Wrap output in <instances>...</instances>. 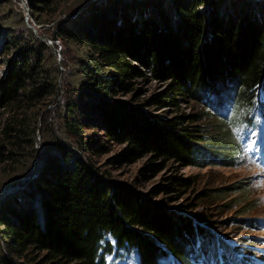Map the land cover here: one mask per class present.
I'll list each match as a JSON object with an SVG mask.
<instances>
[{
    "label": "trees",
    "instance_id": "obj_1",
    "mask_svg": "<svg viewBox=\"0 0 264 264\" xmlns=\"http://www.w3.org/2000/svg\"><path fill=\"white\" fill-rule=\"evenodd\" d=\"M58 1L29 0L30 12ZM69 16L52 39L81 49L77 79L66 87L52 124L48 112L40 115L48 150L43 165L0 197V264H104L112 250L107 236L117 249H136L140 264H159L169 254L188 263L190 254L210 253L215 236L199 227L208 218L204 211L189 217L178 207L197 205L168 209L148 195L192 187L191 177L171 171L173 163L229 165V152L237 146L230 131H219L226 130V121L213 122L220 126L214 134L195 128L196 114L163 117L142 107L153 101L164 108L207 96L216 106L232 102V120L248 117L253 106L264 110V99L258 101L260 89L264 94V2L90 0ZM29 34H8L15 51L5 46L6 68L0 76V166L28 160L23 174L40 160L35 121L39 108L55 94L59 71L48 65L51 48ZM136 63L161 80L163 90L136 104L113 99L135 90L133 80L145 77ZM97 127L106 143L123 145L112 162L146 157L140 170L144 179L164 172L147 196L111 180L90 159L105 149L85 137L86 129ZM221 190L200 191L196 197L216 198Z\"/></svg>",
    "mask_w": 264,
    "mask_h": 264
},
{
    "label": "rangeland",
    "instance_id": "obj_2",
    "mask_svg": "<svg viewBox=\"0 0 264 264\" xmlns=\"http://www.w3.org/2000/svg\"><path fill=\"white\" fill-rule=\"evenodd\" d=\"M90 0H59L57 5H51L44 10H35L30 12L29 0H0V76L3 74L6 63L4 54L5 46L10 47V52L15 48L9 43L8 34L29 37L33 33L38 39L44 40L51 48L53 58L48 61V65L57 68V89L55 94L46 104L41 106L39 116L36 118V132L34 148L39 152V162L33 160L31 170L23 174V169L28 166V160L21 158L16 164L0 166V197L18 189L24 180L30 179L36 167L44 163V158L48 152L45 147L46 136L44 134L45 125L40 117L43 112L46 115L49 124L55 120L56 107L66 94V87L77 79L78 72L77 60L82 55L81 49L77 45L64 40L52 39L53 32L61 21H66L70 13H78L84 8ZM130 1V0H129ZM145 1V0H131ZM264 2V0H255ZM40 5H43L39 2ZM8 38V39H7ZM9 56V54H6ZM145 73V77L135 78V90L129 93H120L113 99L136 104L142 99H152L164 88L161 80L153 78L147 70L136 63ZM207 97V96H206ZM200 98L199 100L184 98L178 100L177 105H168L164 108L157 107L153 101L142 107L157 113L163 117H171L178 114H196L199 120L194 122L196 129L208 131L209 133H218L219 131L229 133V123L226 130L217 126L214 121L225 120L215 110L212 98ZM229 103V102H225ZM210 104V105H209ZM43 107V108H42ZM209 107V108H208ZM221 109H225V105ZM212 110V111H211ZM220 111V109H219ZM218 111V112H219ZM255 111V110H254ZM213 112H216L215 114ZM241 114V111H238ZM242 115V114H241ZM3 115L0 114V125ZM218 124V123H217ZM220 126H218L219 128ZM229 129V130H228ZM228 134L230 138L233 137ZM239 134V130H238ZM241 134V133H240ZM238 135L235 142L238 144L233 153H230L231 162H217L214 164L205 163L202 167L186 166L173 163L172 172L176 175L188 176L193 180V185L188 190H183L177 194H158L148 195L150 191L161 181L164 172L155 176H149L144 179L140 173L141 168L146 164V157L135 160H122L121 162H112L111 157L122 149L123 145L105 142L104 131L101 128L86 129L85 137L91 143L103 144L104 151L97 155H89L94 164L101 169L110 173L113 181L125 184L136 194L141 197L149 196L152 201L161 203L165 208L174 209L180 204L187 202L197 205L196 208L178 207L181 214L191 217L195 211H204L208 218L200 223L199 227L207 229L210 232H216L226 235L231 244H240L238 251L240 254L250 257L260 256L263 252L264 257V226L259 221L264 222V177L261 173L260 166L264 163V131L247 133V136ZM227 136V138H228ZM263 150V151H262ZM217 159H222L218 156ZM231 163V164H230ZM36 169V170H35ZM223 189L220 196L216 198H199L196 197L200 191L210 193L211 189ZM249 208V209H248ZM243 209H248L244 214H240ZM111 241L113 248L104 255V264H139L138 255L134 249H116L115 241L111 237H106ZM244 247V248H243ZM250 247V248H247ZM262 250V251H260ZM238 254V253H237ZM262 255V254H261ZM162 264H178L172 258L162 261Z\"/></svg>",
    "mask_w": 264,
    "mask_h": 264
}]
</instances>
